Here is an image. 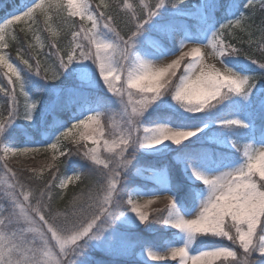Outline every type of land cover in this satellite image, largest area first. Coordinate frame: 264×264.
I'll return each instance as SVG.
<instances>
[{
	"label": "snow or ice",
	"instance_id": "snow-or-ice-1",
	"mask_svg": "<svg viewBox=\"0 0 264 264\" xmlns=\"http://www.w3.org/2000/svg\"><path fill=\"white\" fill-rule=\"evenodd\" d=\"M7 9L0 264H264V0Z\"/></svg>",
	"mask_w": 264,
	"mask_h": 264
},
{
	"label": "rangeland",
	"instance_id": "rangeland-1",
	"mask_svg": "<svg viewBox=\"0 0 264 264\" xmlns=\"http://www.w3.org/2000/svg\"><path fill=\"white\" fill-rule=\"evenodd\" d=\"M48 161V154H44V153H37V154H34V158H33V155L30 154L29 158L27 159L26 163L30 166H33L35 168H37L38 170L42 167V165H44L45 163H47ZM10 163L13 164V166L15 167V161L14 160H10ZM137 179H140V178H137ZM166 204V201L161 198L159 201H157L156 203H154L153 205L150 206V210L151 209H163L164 206ZM158 230H162L158 227ZM157 230V231H158ZM162 231H165V230H162ZM168 232V231H166ZM145 235V234H144ZM146 236V235H145ZM169 239L166 237L164 238L163 242L165 243V245L168 243ZM158 248H160V246H158ZM164 248V247H163ZM161 247V249H163ZM136 252V255L133 256V258H136L134 260H137V261H141L143 262L140 257H139V253H140V248H137L135 250ZM144 259H148L146 257V251H145V256H144ZM169 264L172 263L171 261L168 262ZM150 264H160V262H155V261H152L150 262Z\"/></svg>",
	"mask_w": 264,
	"mask_h": 264
},
{
	"label": "trees",
	"instance_id": "trees-1",
	"mask_svg": "<svg viewBox=\"0 0 264 264\" xmlns=\"http://www.w3.org/2000/svg\"><path fill=\"white\" fill-rule=\"evenodd\" d=\"M3 15V13H2ZM12 55L15 56V51L12 50ZM90 183L89 180H85L83 184H79L78 186L69 185L67 189V196L64 201H57L56 205L58 207L63 208L65 204L67 203L68 199L72 197L74 193H79L81 188L86 187ZM146 235V236H145ZM144 235V239L150 244L151 246H162L164 238H170V233L162 230L155 231L153 233H146Z\"/></svg>",
	"mask_w": 264,
	"mask_h": 264
}]
</instances>
